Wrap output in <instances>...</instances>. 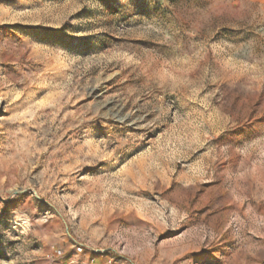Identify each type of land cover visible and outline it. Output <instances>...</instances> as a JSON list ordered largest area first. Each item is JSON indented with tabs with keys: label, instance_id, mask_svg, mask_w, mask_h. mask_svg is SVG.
Listing matches in <instances>:
<instances>
[{
	"label": "rangeland",
	"instance_id": "rangeland-1",
	"mask_svg": "<svg viewBox=\"0 0 264 264\" xmlns=\"http://www.w3.org/2000/svg\"><path fill=\"white\" fill-rule=\"evenodd\" d=\"M0 264H264V0H0Z\"/></svg>",
	"mask_w": 264,
	"mask_h": 264
}]
</instances>
